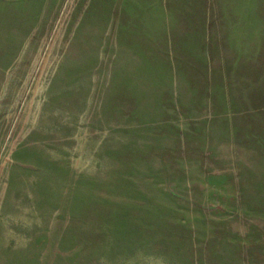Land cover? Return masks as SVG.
I'll return each instance as SVG.
<instances>
[{"label": "rangeland", "instance_id": "rangeland-1", "mask_svg": "<svg viewBox=\"0 0 264 264\" xmlns=\"http://www.w3.org/2000/svg\"><path fill=\"white\" fill-rule=\"evenodd\" d=\"M246 33L250 167H202ZM0 264H264V0H0Z\"/></svg>", "mask_w": 264, "mask_h": 264}, {"label": "crops", "instance_id": "crops-1", "mask_svg": "<svg viewBox=\"0 0 264 264\" xmlns=\"http://www.w3.org/2000/svg\"><path fill=\"white\" fill-rule=\"evenodd\" d=\"M248 34H245V51H233L232 59L233 75L230 79H226L224 83L212 79L211 73L214 71L215 64L208 63V79L199 85L203 91L205 112L199 119L203 120V130L198 135L201 139L199 142V150L207 154L203 159L202 167L222 166L227 162H232L235 151L244 152L248 165L250 167L249 155L254 151V107H253V71H254V51L252 47L248 51ZM209 51H206V54ZM220 67V68H219ZM222 65L218 66L219 70ZM223 64V72H225ZM222 72V70H220ZM216 88H219L216 94ZM219 93H224L225 107L219 108L217 105V97ZM239 101H236V98ZM239 103L241 104L238 108ZM235 105L234 109L230 105ZM241 120V129L238 130V121ZM223 127L225 130H223ZM257 130L260 127L256 128ZM260 133V131H259ZM189 136V134H188ZM241 149H240V148ZM219 154V156H217ZM215 155L216 157H214ZM219 157V158H218ZM248 159V160H247ZM213 160L214 162H211ZM220 182V181H217ZM215 183V193H225L226 191ZM248 183L247 185H251ZM253 185V184H252ZM249 190V189H248Z\"/></svg>", "mask_w": 264, "mask_h": 264}]
</instances>
